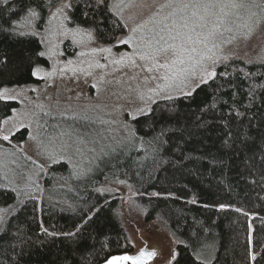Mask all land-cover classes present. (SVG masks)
<instances>
[{
  "label": "trees",
  "instance_id": "trees-1",
  "mask_svg": "<svg viewBox=\"0 0 264 264\" xmlns=\"http://www.w3.org/2000/svg\"><path fill=\"white\" fill-rule=\"evenodd\" d=\"M74 2L72 25L89 28L95 21L104 37L97 35L99 42L129 48L114 39L127 28L115 26L121 21L111 10L112 0H106L108 7L88 9L82 7L83 0ZM11 6L0 0V90L41 82L33 72L50 64L38 55L44 49L39 36L4 30L10 19H18L9 13ZM217 73L225 75L191 95L157 101L150 113L134 121L137 146L102 162L97 171L108 169L107 180L125 179L131 187V210L171 230L180 242L173 264H264V89H255V101L249 105L250 86L264 84V65L236 59L219 65ZM18 106V101L0 99V119ZM232 107L245 115L230 118ZM229 130L230 137L225 135ZM27 137L24 128L11 140ZM95 178L77 188L72 203L28 199L0 235V264H102L113 255L134 253L120 212L121 193L99 188ZM17 200L14 189L0 188L1 206ZM220 204L228 207L220 209ZM248 249L258 254L257 261L248 258Z\"/></svg>",
  "mask_w": 264,
  "mask_h": 264
},
{
  "label": "rangeland",
  "instance_id": "rangeland-1",
  "mask_svg": "<svg viewBox=\"0 0 264 264\" xmlns=\"http://www.w3.org/2000/svg\"><path fill=\"white\" fill-rule=\"evenodd\" d=\"M116 2L118 0H112V5ZM123 15L129 28L133 26V20L129 17H133L137 23L143 19L138 8H125ZM43 26L47 27L46 22ZM68 26L75 27L71 23ZM38 28L43 33V28L39 25ZM128 34L129 29L123 37L127 38ZM37 36L45 38L43 35ZM83 39L85 43L81 45L73 43L70 37L59 38L56 41L59 47L55 55L48 52V47L43 44V52L46 53L44 56L49 59L50 64L35 68L39 69L35 76L42 81L4 87L10 90L9 95L15 99L2 100L18 101L19 106L11 114L0 119V164L3 165L0 166V188L14 189L18 200L8 206L0 205V209L6 210V213L0 212V215L5 216V222L0 225L3 229L0 230V235L7 228L10 216L28 199L58 198L57 201L61 205L67 204L68 200L72 203L77 188L80 185H91V181L96 177L99 188L113 189L121 193L120 212L135 246L134 253L142 248L153 249L157 256L149 264H168L171 253L178 256L179 240L165 225L158 221L147 222L141 212L131 210V187L125 179L117 177L107 180L105 175L108 169L102 170L101 173L97 171L102 162L117 158L125 148L137 146L134 121L152 110L145 108L147 101L140 100L135 89L139 85L146 91L148 87H154V84H144L143 76L146 73H140L135 80H130V77L136 75V70L129 67L113 71V68L118 66L112 65L110 61L119 58L121 53H132L135 50L134 44L129 43V48L118 49L114 44H102L97 38L88 41L84 36ZM68 41H71V44L66 45ZM93 47H112V54H93ZM81 51L88 55L80 56ZM222 55L229 56L226 63L236 59L260 62L257 58L264 56V34L258 31L250 40L227 47ZM69 60L73 61L72 65L67 64ZM97 61L107 67H95ZM90 63L93 64L91 68ZM137 63L142 62L137 60ZM54 67L56 74L46 76ZM72 68L76 71L73 72ZM61 69L65 71L61 73ZM156 83L163 81L158 80ZM187 91L189 89H185V92ZM168 95L183 96L179 90L171 91ZM162 99H167L164 92L157 95L155 102L150 103L148 107L153 109L154 104ZM138 109L145 110L140 112ZM85 116L89 119H84ZM6 118H11L8 124L3 123ZM24 128L28 129V137L25 140H11ZM131 131L135 132L134 137L130 135ZM65 132L72 133L71 139L68 140L72 148L67 151L61 149V144L68 139L61 135ZM3 135H9L10 140H3ZM93 141L95 143H92ZM7 142L14 143L23 153L12 150L5 144ZM77 143L83 150V157L75 151ZM93 147L95 152L90 151ZM27 157H31V160ZM62 163H65L63 168L55 167ZM38 165H43V171L38 169ZM174 261H171V264Z\"/></svg>",
  "mask_w": 264,
  "mask_h": 264
},
{
  "label": "snow or ice",
  "instance_id": "snow-or-ice-1",
  "mask_svg": "<svg viewBox=\"0 0 264 264\" xmlns=\"http://www.w3.org/2000/svg\"><path fill=\"white\" fill-rule=\"evenodd\" d=\"M3 3L11 4L12 6L8 9L9 13L18 17V19H10L8 21L9 28L4 30L20 36L43 35L45 38L41 39L40 43L46 45L48 52L52 55L56 54V49L59 47L56 42L59 38L70 37L73 43L81 45L85 43L84 36L88 41L95 40L97 35L101 39L104 38L99 23L95 21H93L94 26L87 29L78 25L68 26L70 23L75 24L69 15V10H75L74 0H3ZM93 6L108 7L106 0H95V5L91 3V0H83V8L88 9ZM125 8H138L143 19L137 23L133 17H129L130 20H133V26L129 28V24L124 21ZM111 10L121 21L115 26L129 29L127 38L120 36L114 37V39H117L120 44L132 43L135 47L132 53H121L119 58H113L110 61L112 65L118 66L114 67L113 71L123 67L135 69L136 75L130 77V80H135L140 73H146L143 76L144 84L147 85L151 82L154 87H148L145 91L137 85L135 91L140 100L147 101L145 108H148L149 111L152 109L148 105L155 102V97L161 92H164L169 100L172 99V96L168 93L175 90H179L182 95H191L201 85H207L209 81L215 82L218 75L224 76L225 73L218 74L216 71L218 65L226 64L229 60V56L222 55L224 50L232 45H238L241 41L250 40L258 31L264 34V0H127L126 3L125 0H118ZM45 12L47 13V27L41 23L45 20ZM83 14L87 15V11ZM38 25L43 27V33L39 31ZM91 53L111 55L112 47H93ZM38 55L44 56L46 53L39 52ZM79 55L86 56L88 53L81 51ZM257 59L264 65V56ZM137 60L142 63H137ZM252 62L249 61V63ZM72 63L71 60L67 62L68 65H72ZM94 66L101 69L107 67L106 64H101L98 61ZM89 67H93V64L90 63ZM60 71L63 73L65 69ZM72 71L75 72L76 69L72 68ZM38 72L39 69H36L33 74ZM55 74L54 67L52 72L46 73V76ZM158 80H162L163 83H156ZM226 83L230 87L232 86L231 80ZM218 87L222 90L224 84H220ZM257 87L264 89V84L250 86L249 105L255 101ZM185 89H189V91L185 92ZM9 92L8 88L0 90V99H15L14 96L9 95ZM214 99H221V97ZM138 110L144 112L145 109ZM244 115L245 113L232 107L229 117L235 119ZM10 119L6 118L3 123L8 124ZM84 119H89V117L85 116ZM222 119L225 120V126H227L228 120L224 117ZM61 135L68 137L61 144V149L65 151L71 149L72 144L68 140L71 139L72 133L65 132ZM77 135L79 138V134ZM130 135L134 137L135 132L131 131ZM225 135L230 137L231 131L229 130ZM161 136H163V132L154 139L160 141ZM2 139L7 141L10 136L3 135ZM32 139H36V137H32ZM242 143H247V139ZM225 146L231 147L227 141H225ZM75 151L81 157L84 156L79 143H77ZM90 151L95 152L96 149L93 147ZM261 151L264 152V148ZM27 159L31 160V157H27ZM261 159L264 161V157ZM0 166L3 165L0 164ZM37 167L43 171V165ZM119 182L124 183V181ZM37 188H39L38 185ZM219 207L224 209L228 205L220 204ZM0 212L6 213V210L0 209ZM4 222L5 216L0 215V225H3ZM0 230L3 229L0 228ZM42 230L47 232L46 229ZM248 242H252L251 234L248 237ZM247 255L251 261H257L258 254L251 249H248ZM156 256V251L142 248L135 256H111L105 260V264H126V262L147 264V261ZM175 259L176 254L171 253L168 264H171V261Z\"/></svg>",
  "mask_w": 264,
  "mask_h": 264
},
{
  "label": "crops",
  "instance_id": "crops-1",
  "mask_svg": "<svg viewBox=\"0 0 264 264\" xmlns=\"http://www.w3.org/2000/svg\"><path fill=\"white\" fill-rule=\"evenodd\" d=\"M10 140V139H9ZM5 144H8V146L12 149V150H14V151H18V152H21L20 150L21 149H19L14 143H9V142H7V143H5ZM0 145H2V143L0 142ZM21 153H23V152H21ZM19 198H20V196H19Z\"/></svg>",
  "mask_w": 264,
  "mask_h": 264
},
{
  "label": "water",
  "instance_id": "water-1",
  "mask_svg": "<svg viewBox=\"0 0 264 264\" xmlns=\"http://www.w3.org/2000/svg\"><path fill=\"white\" fill-rule=\"evenodd\" d=\"M148 250H150V251H154L153 249H149V248H147ZM139 252H137V253H132V254H123V255H129V256H135V255H137ZM113 256H120V255H113ZM155 259V257L152 259V260H154ZM152 260H149V261H147V264H149V262H151ZM102 264H105V261L102 263ZM126 264H130V262H126Z\"/></svg>",
  "mask_w": 264,
  "mask_h": 264
}]
</instances>
